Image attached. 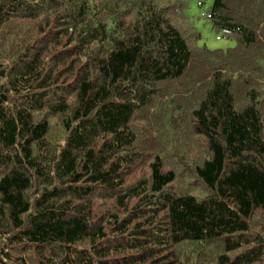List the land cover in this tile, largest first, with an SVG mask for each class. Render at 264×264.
Returning <instances> with one entry per match:
<instances>
[{
    "label": "trees",
    "instance_id": "16d2710c",
    "mask_svg": "<svg viewBox=\"0 0 264 264\" xmlns=\"http://www.w3.org/2000/svg\"><path fill=\"white\" fill-rule=\"evenodd\" d=\"M184 8L0 0V264H264V0Z\"/></svg>",
    "mask_w": 264,
    "mask_h": 264
},
{
    "label": "rangeland",
    "instance_id": "374dc122",
    "mask_svg": "<svg viewBox=\"0 0 264 264\" xmlns=\"http://www.w3.org/2000/svg\"><path fill=\"white\" fill-rule=\"evenodd\" d=\"M185 8L183 14L187 18L190 30L199 35L198 41L194 43L196 48H206L210 51H227L235 47L237 37L235 35H226L222 31L215 30L206 15L210 9L213 0H184ZM149 135L142 136L144 142L154 144V141H148ZM187 180L182 181L178 179L173 185L172 189H185Z\"/></svg>",
    "mask_w": 264,
    "mask_h": 264
}]
</instances>
